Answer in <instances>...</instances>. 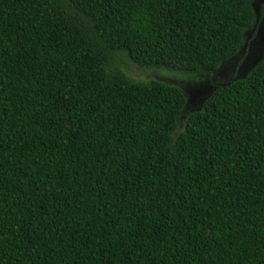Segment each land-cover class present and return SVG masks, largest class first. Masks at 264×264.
<instances>
[{"label":"trees","instance_id":"1","mask_svg":"<svg viewBox=\"0 0 264 264\" xmlns=\"http://www.w3.org/2000/svg\"><path fill=\"white\" fill-rule=\"evenodd\" d=\"M257 1L0 0V264H264V57L182 128L110 63L212 76Z\"/></svg>","mask_w":264,"mask_h":264},{"label":"rangeland","instance_id":"2","mask_svg":"<svg viewBox=\"0 0 264 264\" xmlns=\"http://www.w3.org/2000/svg\"><path fill=\"white\" fill-rule=\"evenodd\" d=\"M254 10L257 15V23L247 30L246 41L241 50L231 60L224 62L212 76L193 72L159 71L151 68L139 69L133 66L135 64L131 62L124 51L114 52L110 63L113 68L125 73L129 70L138 80H159L179 87L187 99L186 108L179 119V127L182 128L187 116L201 109L204 102L217 87L232 78L246 77L264 57V0H258L254 4Z\"/></svg>","mask_w":264,"mask_h":264}]
</instances>
